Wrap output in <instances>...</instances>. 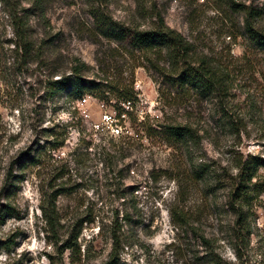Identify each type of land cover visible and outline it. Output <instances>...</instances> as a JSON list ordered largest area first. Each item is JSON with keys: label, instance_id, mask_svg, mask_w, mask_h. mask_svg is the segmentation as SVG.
Masks as SVG:
<instances>
[{"label": "rangeland", "instance_id": "374dc122", "mask_svg": "<svg viewBox=\"0 0 264 264\" xmlns=\"http://www.w3.org/2000/svg\"><path fill=\"white\" fill-rule=\"evenodd\" d=\"M232 1L264 26V0ZM91 4L146 28L137 5H155L192 43L191 65L229 72L240 133L213 98L168 82L163 53L95 34ZM244 18L231 0H0V264H264V193L250 240L224 209L235 156L264 158V51ZM77 60L98 85L81 97L54 84ZM173 125L191 128L186 147L163 138Z\"/></svg>", "mask_w": 264, "mask_h": 264}, {"label": "trees", "instance_id": "16d2710c", "mask_svg": "<svg viewBox=\"0 0 264 264\" xmlns=\"http://www.w3.org/2000/svg\"><path fill=\"white\" fill-rule=\"evenodd\" d=\"M232 2V6L236 11L243 12L245 18L243 21V31L247 40L258 50L264 51V26L258 24V13L250 8H242L241 5ZM92 8L91 17L93 21L94 31L98 36H102L108 40L116 42H125L136 50L142 52L160 51L167 57L169 73L165 74L169 83L177 84L184 89L189 86L198 95L206 98H213L219 118L225 121L232 133L239 134L238 124L243 126V119H239L236 112L232 109L228 102V97L232 85L229 79V72L207 56L201 57L198 65H191L193 60V45L186 40L176 30L168 27L155 5L147 7L144 4L137 5L139 18L147 14L148 18L155 19L151 21V27H142L141 25H125L116 21L110 14L102 12L99 7ZM241 9V10H240ZM138 18V17H137ZM85 63L77 62L72 66L70 75H61L54 84L58 86V90H72L75 97H81L86 91L92 92V86H98L93 80L87 79L83 74V70L87 69ZM264 74V73H263ZM264 82V77H263ZM90 85V88L87 89ZM175 86V85H174ZM121 101L129 102V94L122 96ZM119 101V102H121ZM163 138L172 145L180 144L187 146L193 137V132L189 126H165L162 128ZM28 159L34 160L29 153L26 154ZM234 175H229L228 182L224 187L226 190V201H224V209L232 215L235 220L232 224V231L236 239H248L254 232L251 228L249 219L253 216L252 208L255 200L264 193V176L259 173L264 168V158L259 156L243 155L235 156ZM210 165L199 163L194 175L206 185L210 186L215 182V178L210 170ZM210 182V183H209ZM216 182H219L216 181ZM217 185V184H216ZM128 219H125L127 221ZM128 222V221H127ZM117 240V238H115ZM203 247L210 248V239L201 236ZM236 253L239 250L235 249ZM209 257H214L208 253Z\"/></svg>", "mask_w": 264, "mask_h": 264}]
</instances>
